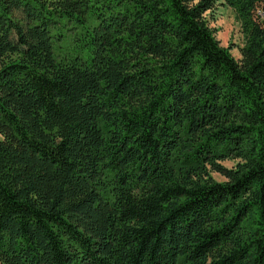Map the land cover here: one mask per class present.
Masks as SVG:
<instances>
[{
	"label": "trees",
	"instance_id": "16d2710c",
	"mask_svg": "<svg viewBox=\"0 0 264 264\" xmlns=\"http://www.w3.org/2000/svg\"><path fill=\"white\" fill-rule=\"evenodd\" d=\"M0 264H264V0H0Z\"/></svg>",
	"mask_w": 264,
	"mask_h": 264
},
{
	"label": "rangeland",
	"instance_id": "374dc122",
	"mask_svg": "<svg viewBox=\"0 0 264 264\" xmlns=\"http://www.w3.org/2000/svg\"><path fill=\"white\" fill-rule=\"evenodd\" d=\"M208 25L214 32L215 39L220 46L227 48L231 55L236 59L241 58V49L247 41L248 29L242 16L233 7L217 2L212 10L206 14ZM239 160L228 158L219 161V165L227 169L234 168ZM209 176L218 182L225 181L226 178L219 172L213 171L209 166L206 167Z\"/></svg>",
	"mask_w": 264,
	"mask_h": 264
}]
</instances>
